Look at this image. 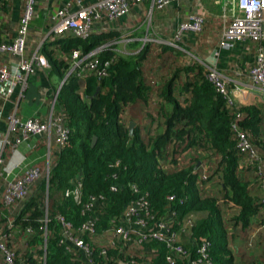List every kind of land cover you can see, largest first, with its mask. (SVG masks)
I'll return each mask as SVG.
<instances>
[{
    "label": "trees",
    "instance_id": "16d2710c",
    "mask_svg": "<svg viewBox=\"0 0 264 264\" xmlns=\"http://www.w3.org/2000/svg\"><path fill=\"white\" fill-rule=\"evenodd\" d=\"M10 1L0 0V44L12 41H7L10 24L3 21ZM39 18L34 13L24 54L30 58L37 51L45 57L56 89L64 81L54 114H63L70 131L66 144L50 151L49 169L39 166L43 175L23 200L10 207L3 203L6 178L0 176V182L5 179L0 240L13 252L15 264H87L62 241L59 215L75 229L95 221L94 233H82L94 264L131 258L134 264H167L171 250L165 242H141L135 234L124 241L114 235L127 207L140 198L148 201L153 216L147 218L149 228L168 220L173 230L190 236V246L180 242L193 256L195 241L208 239L213 264H264V102L230 106L197 59L187 61L181 49L152 41H132L129 53L120 52L110 44L121 37L120 31L112 29L93 30L87 38L72 31L51 33L33 48L30 34L40 27ZM197 43L187 49L194 50ZM96 49L94 57L109 62L106 75L73 69L75 51L83 57ZM5 56L0 52V64L7 63L1 60ZM234 124L252 143L256 158L239 149ZM11 151L7 145L4 162ZM80 176L77 202L66 192ZM93 197L100 201L88 211ZM188 219L192 224L184 232ZM100 233H107L106 243L99 240Z\"/></svg>",
    "mask_w": 264,
    "mask_h": 264
},
{
    "label": "built area",
    "instance_id": "2783aa9c",
    "mask_svg": "<svg viewBox=\"0 0 264 264\" xmlns=\"http://www.w3.org/2000/svg\"><path fill=\"white\" fill-rule=\"evenodd\" d=\"M24 12L20 18L17 28L16 36L9 43L0 44V52L8 55L14 59L15 64L4 63L0 64V103L2 100L10 99L16 93L17 88L20 89L18 98L23 96V91L27 86V79L38 65L49 67V64L44 56L37 54V51L30 57H25L24 50L27 42V36L29 32L30 22L36 12L37 0H23ZM182 0H154V5L158 8H165L171 6L174 3H178ZM232 6L229 11H232L230 17L225 18V25L221 35V47L232 48L236 42L242 43H257L259 44L255 62L250 68L249 77L252 82L258 87V89L264 94V0H231ZM143 0H100L95 4L80 5L76 10L72 11L68 8L58 11L54 18V23L51 27L50 34H64L67 31H72L76 36L81 38H87L97 27L96 24L100 22L105 16L110 19H118L129 13L130 9L137 4L142 3ZM235 9L241 12V15L235 14ZM228 11V12H229ZM206 19L203 15L198 13H192L187 20L179 23L176 31L173 34L172 41L169 42L172 45H176L179 48L185 50L178 43L182 42L185 35L189 33L199 34L205 28ZM147 40V39H146ZM99 49L91 51L88 55L81 57L80 51H75L73 55L75 68H87L94 69L99 77L106 75L109 62L101 63L99 59L95 58L96 52ZM201 64L206 67L207 79L213 84L216 91L221 94L230 106H235L236 102L232 94V90L228 85L227 77L215 66L209 62L203 60L199 56H194ZM57 98V93L52 102L50 115L46 119L41 118H29L21 120L16 112L10 116L9 126L6 135L0 133V144L2 151L4 147L10 145L13 146L21 142V138H17L12 146L9 135L21 130L24 134V138L28 136H44L47 138L48 146V169L51 146L54 141V147L61 149L67 142L69 137V128L64 124L63 114L55 115L54 106ZM0 107V116H1ZM234 128L239 137V149L242 152L248 153L251 159L257 157V153L248 140L246 134L234 124ZM1 155V154H0ZM4 165V159L0 157V166ZM7 174L11 171L5 167L3 171H0V176ZM43 175V171L39 166H30L25 169L24 173L15 178H6V185L2 191L3 203L10 207L20 200H23L28 193L29 186L33 184ZM116 177V176H115ZM81 183L82 176L75 181V186L72 190L66 192L67 195H71L75 201H81ZM135 188V185H133ZM114 190H117V186L114 185ZM170 200H175V196H170ZM98 198L93 197L90 204L87 205L88 211L95 209L96 204L99 203ZM181 203L184 200L180 201ZM174 217L177 216L176 211L172 212ZM153 219L150 215L149 203L144 198H140L136 202L127 207L123 213V223L119 224L115 228L114 235L121 240L130 241L133 238V234L137 236L139 241H146L150 238L161 240L167 244V247L171 250L166 257L167 264H178L175 254L179 258L183 259L186 264H213L209 256L210 241L208 239H201L196 243L195 241V255L191 249L185 247L180 241V233L173 230L168 220L156 221L153 228H149L150 224L147 218ZM48 220H46L47 223ZM57 221L62 226V241L64 243H70L75 249H77L83 256V260L87 264H94L95 261L92 257L91 248L89 243L82 237L83 232L94 233L95 221L90 219L85 222L81 228L75 229L73 223L65 217L59 215ZM192 221L188 219L183 228L184 232L190 227ZM139 227L141 230H137ZM115 244V240H112ZM0 252L3 257L0 258V264H15L13 252L7 247L3 240H0ZM106 253V250L103 251ZM133 258L121 260L118 264H134Z\"/></svg>",
    "mask_w": 264,
    "mask_h": 264
},
{
    "label": "crops",
    "instance_id": "0c3cea01",
    "mask_svg": "<svg viewBox=\"0 0 264 264\" xmlns=\"http://www.w3.org/2000/svg\"><path fill=\"white\" fill-rule=\"evenodd\" d=\"M98 1L100 0H37L35 14L38 18L40 17V22H38L40 27L33 28L32 33L38 36L37 38L39 41L34 39L32 43L38 42L41 44L44 39L50 35L54 18L61 9L68 8L69 10L74 11L80 5L95 4ZM153 2L154 0H143L142 3L134 5L127 15L118 19L110 20L105 16L102 20H100L99 23L96 24L95 27L97 28L94 30L112 29L118 30L121 33L126 31L127 36H129L128 42L125 44L126 51H121L118 48H116V50L129 53L128 43L132 41L154 42V35L151 33V31H148V29L145 30L143 27H149L146 24V18L149 16L152 18L155 14V11H157L156 18L154 21L152 20L150 27H169V25L173 22L174 29L171 33L172 36L180 22L187 20L192 13L201 14L206 19L207 26L205 27H215L216 33H218L217 31H220L218 38L219 44L213 48H207L211 42L210 38L203 43L198 41V43L195 45H200V47L202 46L203 49L207 48V52L204 54V56L201 55L203 60L207 61V58H209L213 51L216 50V60L212 65L218 68L227 77L228 85L232 90L236 104L248 105L257 103L259 101L264 102V94L258 89V87L249 77V71L255 62V55L259 44H250V42L249 46H247L248 43H242L238 41L232 48L221 47L220 44L222 31L225 25L224 17H230V14L232 13V11H229L230 7L232 6L231 0H182L165 8H158ZM186 4L190 5L188 11L185 10ZM23 12V0L10 1L8 15L11 16V22L13 24L17 23L19 25V21ZM180 12H183L184 15L186 14V17L183 20L179 18ZM235 14L241 15V12L238 9H235ZM216 19L223 21L222 27L220 25V21L219 25L217 24ZM17 28L18 26L14 27V32L12 31L9 33V39L7 41L14 39ZM137 33H141V36L137 35ZM187 35H185L184 38H186ZM168 37L159 38L162 41L157 40V42L166 43L165 40L167 41ZM262 45L264 47V42ZM172 46L176 47L177 49H181L176 45ZM179 46H182L185 49L181 50L185 52L189 51L183 42H180ZM1 60L7 61L9 64H15L14 59L8 56L1 57ZM54 84L55 83H53L49 78L48 67L38 65L33 73L29 75L27 79V86L24 89L23 96L21 98H18V93L20 94L21 88H17L18 93L16 91L13 97L1 101L0 107L2 113L0 116V133L3 134V137L7 133L10 116L15 112L21 120H26L29 118L46 119L49 117L52 102L55 94L57 93L56 90H58ZM19 137L21 138V142L13 146L15 140ZM9 140L15 149L11 147L12 151L7 159V162H4V165L0 166V171H3L5 167L11 171L9 174L4 171L5 178L15 179L21 176L25 169L30 166H43L44 170L46 168L48 169V140L46 137L30 135L27 138H24L22 131L18 130L16 133H11L9 135ZM53 144L54 141L52 145ZM5 148L6 147H4L2 151V146L0 144V157L2 156V158ZM4 180L5 179L0 182V189H2L4 186ZM180 238L182 241H184L183 243L186 246H190L192 244L190 243L191 238L189 235L181 233Z\"/></svg>",
    "mask_w": 264,
    "mask_h": 264
},
{
    "label": "rangeland",
    "instance_id": "374dc122",
    "mask_svg": "<svg viewBox=\"0 0 264 264\" xmlns=\"http://www.w3.org/2000/svg\"><path fill=\"white\" fill-rule=\"evenodd\" d=\"M189 4H186V6H185V10L186 11H188V8H189ZM156 13H157V11H155V14L153 15V17L152 18H150L151 16H149V17H147L146 18V24L149 26V27H143L145 30L146 29H148V31H151V33L154 35V42H157V40H160L159 38H165V37H168V36H170V37H168L167 38V41L165 40V42L166 43H169V42H171L172 41V38H173V36H172V32H173V29H174V27H173V22H172V24H170L169 25V27H150L151 26V24H152V20L154 21L155 20V18H156ZM35 17H36V14H35ZM186 17V14L184 15L183 14V12H180V14H179V18L181 19V20H183L184 18ZM35 19V18H34ZM151 19V20H150ZM217 21V24L219 25V21H220V25H221V27H222V23H223V21H221V20H218V19H216ZM1 21H2V19H1ZM3 21L5 22V21H7L9 24H10V29L13 31V29H14V27H17L18 26V24L16 23V24H13V23H11V16H7V15H4L3 16ZM215 22V23H216ZM205 26H207V23L205 24ZM209 26V25H208ZM221 27H220V29H221ZM219 29V30H220ZM11 31V32H12ZM116 31H118V30H116ZM8 32V31H7ZM14 32V31H13ZM33 32V30L31 31V34H30V36L31 37H33L35 40H37V41H39L38 40V36H36L34 33H32ZM218 33H216V30H215V27H205V29H204V31L203 32H201V33H199V34H193V33H189L187 36H186V40L185 41H183V44L185 45V46H189L190 44H192V43H194V41L195 40H198V41H201L202 43L203 42H205V41H207V39H209L210 38V40H211V42H210V45H208L207 46V48L209 47V48H213L214 46H216L217 44H219V42H218V38H219V35H220V31H217ZM120 34H121V37L120 38H118V39H116V40H113V41H111L110 42V44L112 45V44H114V46H117V48L119 49V50H121V51H126V49H125V44L128 42V38H129V36H127V32L126 31H124V32H120ZM156 36V37H155ZM172 37V38H171ZM34 39H33V41H34ZM144 41V40H143ZM160 41H162V40H160ZM37 44H39L38 42H34L33 44H32V47L34 48ZM180 44V43H179ZM250 44H253V42H251ZM247 46H249V43L247 44ZM207 48L206 49H203V47L201 46H197V47H195L194 48V50L192 49V51L191 50H189V49H187V50H189V52H185L186 54H187V58H186V60L187 61H192V60H194V59H196L195 57H193V55H195V56H200L201 58H202V56L201 55H203L204 56V54L207 52ZM183 51V50H182ZM53 148H55L54 147V144L51 146V150L53 149ZM1 225H2V223H1ZM253 234H255V232L253 233ZM107 237H108V235H107V233H100L99 234V236H98V238H99V240L101 241V243H106V241H107ZM251 238L253 239V237L251 236ZM23 254H24V252L23 253H21L20 254V257H21V260L24 258V257H22L23 256ZM20 262V261H19Z\"/></svg>",
    "mask_w": 264,
    "mask_h": 264
},
{
    "label": "water",
    "instance_id": "95a60500",
    "mask_svg": "<svg viewBox=\"0 0 264 264\" xmlns=\"http://www.w3.org/2000/svg\"><path fill=\"white\" fill-rule=\"evenodd\" d=\"M215 53H216V50H214L213 53H212V55L209 58H207V62H209L210 64H214L215 63V60H216ZM63 82L64 81H62L61 86H62ZM61 86H59V88H58L57 95L59 93V90H60ZM134 126H135V122L134 121H131L130 122V125H129V129H130V133L131 134L133 133ZM96 141H97V136H94L93 137V140H92V145H94L96 143Z\"/></svg>",
    "mask_w": 264,
    "mask_h": 264
}]
</instances>
